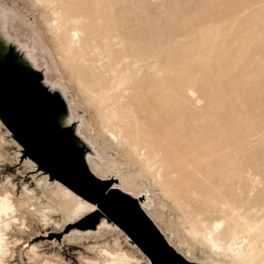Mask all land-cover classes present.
I'll use <instances>...</instances> for the list:
<instances>
[{
	"label": "bare ground",
	"instance_id": "obj_1",
	"mask_svg": "<svg viewBox=\"0 0 264 264\" xmlns=\"http://www.w3.org/2000/svg\"><path fill=\"white\" fill-rule=\"evenodd\" d=\"M96 1V8L101 9L100 0ZM108 8L111 15L112 6L108 5ZM96 15V20L89 22L84 15L71 14L69 28L66 29L71 45H78L80 37L86 40V52L91 55L87 65L92 75L97 76L94 89L87 87L86 92L79 89L86 105L95 109L94 114L100 124L95 134L84 116L78 114L62 77L56 75V72L60 74L59 67L45 38L35 25L28 24L27 34L22 39L12 24L17 13L2 5L0 43L6 48L12 46L30 67L42 69V83L50 91H56L65 103L61 124L70 125L72 121H78L72 131L90 149L84 154L89 171L100 179L112 181L111 187L136 199L167 243L180 255L193 261L191 254L179 251L171 242V234L166 235L156 224L162 204L156 203L158 199L150 193V188L141 187L137 194L128 191L132 184L136 186L138 178L149 174L159 177L164 197L170 196L174 206L190 208L205 217L202 219V236L209 248L219 252L225 260L221 263L216 259L195 261L201 264H264V197L249 200L244 190L243 163L247 138L241 115L233 114L227 100L221 96L201 97L193 84L181 85L178 79H174L176 83L166 81L168 74L175 73L176 69L162 59V30L157 32L155 43L148 47L137 51L126 49V45L136 44L133 35L148 24L147 17L131 19L123 24L116 16H106L98 11ZM57 16L56 13L46 16V27L53 29L54 33L58 30ZM125 32L127 38L123 37ZM132 71H142L143 78H133ZM71 79L78 87L83 86L73 75ZM0 125L3 126L1 122ZM17 146L16 160L21 155ZM107 149L120 150L125 161L111 158L106 153ZM19 160L30 164L37 184L43 187L42 195L50 203L43 204L44 207L39 205L42 211L40 219L45 223L51 222L48 214L54 211L62 216L58 225L62 230L39 234L40 240L55 244L75 242L84 236L107 231L122 232L104 216L90 227H76L75 224L95 209V205L58 181L49 180L27 157ZM130 163L141 167L124 175L114 170ZM233 180L237 181L233 184ZM7 186L0 187V264H9L8 257L13 254L14 244L9 231L13 227L19 232L23 230V207L28 212L35 210L32 213L37 216L40 210L36 203H31L36 202L37 197L31 194L30 189L25 188L23 198L18 200ZM123 235L141 258L123 249L115 238L113 245H91L88 250L93 252V256L81 255V263L150 264L125 233ZM19 240H15V244ZM39 242L30 244L25 250L30 261L36 264H69L58 257L40 255Z\"/></svg>",
	"mask_w": 264,
	"mask_h": 264
},
{
	"label": "rangeland",
	"instance_id": "obj_2",
	"mask_svg": "<svg viewBox=\"0 0 264 264\" xmlns=\"http://www.w3.org/2000/svg\"><path fill=\"white\" fill-rule=\"evenodd\" d=\"M99 4L101 9L96 8V0H0V5L10 7L17 13L12 24L22 39H25L28 24L35 25L38 33L45 38L59 67L60 74L56 72V75L62 77L78 114L84 116L93 128V134L100 129V124L94 114L95 109L86 105L80 90L86 92L87 87L94 89L97 76L92 75L87 65L91 55L86 52V40L80 37L78 45L69 43L66 30L69 28L68 19L71 14H80L89 22L95 21L97 11L106 16H116L123 24L131 19L147 17L148 24L133 35L136 44L126 45V49L137 51L148 47L155 43L157 32L162 30V59L176 69L175 73L168 74L166 81L176 83L174 79H178L181 85L193 84L201 97L221 96L227 100L233 114L241 115L247 138L243 163L244 190L249 200L264 197V0H100ZM108 5L112 6L111 15ZM52 13L58 14V30L55 33L46 27V16L51 17ZM127 36L125 32L123 37ZM41 70L38 69L39 72ZM71 73L83 86L76 85ZM131 75L142 79L144 73L132 71ZM77 123V120L72 121V127ZM17 145L0 125V187L7 184L18 200L23 198L25 188L30 189L31 194L37 197V201L31 203H36L38 208L39 205H50L42 195L43 187L37 184V178L30 171V164H23L19 160L21 157L16 160ZM85 147L86 152L90 151L89 147ZM119 151L107 149L106 153L124 162L125 158ZM129 155L132 157V154ZM140 167L131 164L114 170L124 175L136 172ZM141 187L150 188V193L158 199L156 203L162 204L158 214L160 218L157 215L155 222L166 235L171 234V242L179 251L185 255L191 254L190 259L197 263L195 260L216 259L224 262L225 259L218 251L213 252L202 236L204 216L190 208L174 206L170 196L164 197L162 181L157 176L149 174L148 177L138 178L136 186L132 184L128 191L137 194ZM24 208L21 210L25 224L23 230L19 232L18 228L13 227L9 231L14 244L13 254L8 257L9 264H36L28 259L25 250L39 241L40 255L58 257L69 264H82L81 255L93 256L88 249L96 244L113 245L115 238L123 249L141 258L140 253L125 240L124 233L119 231L84 236L75 242L54 244L40 240L39 234L62 230L58 226L62 216L57 211L51 212L48 215L52 221L45 223L40 219L41 207L38 216L32 213L35 210L28 212ZM60 235L62 233L59 238ZM18 239V244H15L14 241Z\"/></svg>",
	"mask_w": 264,
	"mask_h": 264
},
{
	"label": "water",
	"instance_id": "obj_3",
	"mask_svg": "<svg viewBox=\"0 0 264 264\" xmlns=\"http://www.w3.org/2000/svg\"><path fill=\"white\" fill-rule=\"evenodd\" d=\"M65 110L59 94L42 83L41 72L25 63L12 46L0 43V122L19 145L20 157H27L49 180L95 205L75 226L90 227L104 216L150 264H199L167 243L136 199L89 171L86 145L73 133L71 123L61 124Z\"/></svg>",
	"mask_w": 264,
	"mask_h": 264
}]
</instances>
